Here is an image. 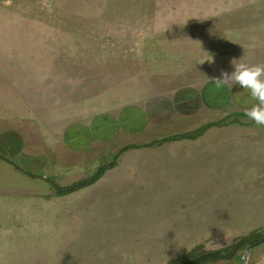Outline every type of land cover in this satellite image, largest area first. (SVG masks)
I'll return each instance as SVG.
<instances>
[{
	"label": "rangeland",
	"instance_id": "rangeland-1",
	"mask_svg": "<svg viewBox=\"0 0 264 264\" xmlns=\"http://www.w3.org/2000/svg\"><path fill=\"white\" fill-rule=\"evenodd\" d=\"M221 2L167 1L177 9L174 21L186 24L168 34L179 39L191 33L192 25L205 31L206 24L227 22L236 34L242 32L237 27L241 18L237 13H233L234 20L229 16L227 20L228 13L222 11L217 17L207 16L217 11ZM160 3L164 2L0 0V66L6 71L0 74V115L9 117L7 122L19 115L14 107L16 92H22L27 104L30 100L26 95L32 93L39 100L34 105L46 107L53 100V87L60 94L69 90L71 99L60 103L65 106L53 101L41 118L44 125L35 126L37 133L50 134L53 128L45 124L52 117L62 113L63 120H71L74 115L84 118L102 109L104 90H113L106 100L117 102L120 94L127 96L131 81L125 83L122 76L128 62L127 48L144 38L150 44L158 34L111 32L108 29L117 27L109 25L112 20L123 24L150 17L164 23V16L153 10ZM87 5L92 9L86 11L94 15L103 8L109 13L102 19L78 15L79 8ZM143 6L146 10H142ZM116 9L125 13L116 14ZM192 17L196 24L191 23ZM199 35L203 37L200 43L212 42L210 36ZM213 64H219V60H213ZM15 68L20 73H15ZM10 74L16 76L15 81ZM63 76L70 85L65 90ZM156 76L149 75L148 93L145 90L143 96L129 95L130 100L134 98V106L141 108L154 94L177 87L175 81ZM9 79L15 83L16 91ZM80 96H86L88 101ZM140 108L132 119L141 118L143 122L139 120L134 130L122 127L125 111L108 113L112 122L104 120V112L94 113L98 146L88 156L77 151L70 154L75 159L81 156L82 161L81 168L70 177L33 179L12 162L0 160V264H184L183 256L193 249L221 252L216 262L204 264H228L234 248L243 245L240 248L245 249L264 239V129L250 124L232 128L230 138L234 143L230 144L222 138L223 131L211 130L202 139L119 153L130 143L190 130L188 123L177 119L173 125L158 127L162 129L157 132L151 126L146 129L150 137L146 136L139 127L145 122ZM88 110L91 111L87 113ZM27 118L30 124L33 117ZM37 121L35 118L34 123ZM115 135L118 140H113ZM115 154H119L117 166L107 171L105 179L95 187L55 195L54 183L66 186L88 178ZM9 158L15 162L14 156ZM245 264H264V243L250 249Z\"/></svg>",
	"mask_w": 264,
	"mask_h": 264
},
{
	"label": "crops",
	"instance_id": "crops-1",
	"mask_svg": "<svg viewBox=\"0 0 264 264\" xmlns=\"http://www.w3.org/2000/svg\"><path fill=\"white\" fill-rule=\"evenodd\" d=\"M156 1L164 2L162 4L160 3L153 10L158 11L161 16L163 15L166 22L159 23L155 17L153 19L150 17L151 19L149 20H140L137 22L133 20L128 23L123 22V24H117L115 20H112L111 22L113 24L109 25L117 27L108 29L111 32L158 34L154 35L150 44L144 38L139 41V44L133 43L127 48L126 60L128 62L126 70L122 74L124 77L123 80H126L125 83L131 81L130 91L128 90L127 96L120 94L119 96L122 95V97L117 102L106 100L109 98L108 93L113 90H104L105 99L103 100L104 102H101L102 109H96L94 111L88 110L87 113L91 111L93 114L84 118H78L74 115V118H71V120H63L65 115L61 113L60 117H52V121L45 124L52 126L51 128L53 130L50 134L48 132L39 134L35 131V126H39L38 128H40L41 125H44L41 118L45 111L50 109L54 102L60 104L65 99L67 101L71 99L69 90L67 93L60 94L54 91L56 89L53 87V100L49 104H46V107L34 105L39 100L38 96H33L32 93L30 94L28 92L29 94L26 95L29 96L28 100L31 102L27 104L24 103V99L22 100V92H16V103L14 107L19 115L11 122H7L9 117L6 115L5 117L0 115V155L12 162L16 168L20 167L29 178L47 180L46 178L48 177H56L57 179V177L61 178L64 175L63 178L72 176V174L81 168L82 161L80 162L79 159L81 156L75 159L70 158V154L77 151L79 154L82 152L84 156H88L93 154L94 151L92 150L98 146V120H93L97 118L94 113L101 111L102 114L104 112V120L111 119L112 122V116L110 115L112 112L121 114L125 111L124 114H127L125 116L126 121L122 122L124 125L122 127L127 129L132 128L131 130L135 129L136 123L143 122L141 118H138L136 121L132 119V115L134 113L137 114L138 108L140 107L134 106V98L130 100L129 95L133 96L139 93L140 96H143L145 95V90L148 93L151 82L149 80L150 74L157 75V78L165 77L167 81H175L177 87L168 89L164 94H154L152 96L153 98L146 100V103L143 102L140 112L144 111L146 116L144 114L145 122L143 127H139L142 128L140 131H144L146 136L148 135L150 137L146 129H149L151 126L157 132L164 127V124H167V126L173 125L174 120L182 119L189 125L190 130L188 132L206 126L207 124H220L219 126L209 127L200 137L194 140L202 139L211 130L214 132L223 131L225 135L222 133V138H227L230 144L234 143V140L230 138L231 134L234 133L231 130L232 128L245 127L248 126L247 124L256 125L254 121L244 115V110L251 108L257 101L253 100L250 94L239 85H233L232 87L225 85L217 88L210 79L220 77L222 70L231 73L234 70L231 63L233 59L247 64H264V0H221L222 2L218 4L219 9L217 11L211 15L207 13V16L214 15L217 17L216 14L220 11L226 12L228 13L225 15L227 20L230 18L234 20L233 13H237L241 17L237 23V27L242 30L238 34H236L237 31L235 29L233 31L230 29L232 26H228L227 22L224 24H206L208 30L206 29L205 31L200 28L197 29V26L192 25L194 27L190 29L192 30L191 33L179 39L175 38V34L171 35L168 32L170 30L173 32L179 31L181 29L180 27L186 25L185 22H180L181 20L179 23L174 21V15L177 9L172 5L176 1L183 0H170L173 3L168 4L166 2L169 0ZM79 9L81 12L80 14L78 12V15L85 17H98L102 19V17L104 18L109 13L106 11L107 8H103L98 14L94 15L93 11H86L92 9L88 5L85 7L81 6ZM142 10H146V6H143ZM129 11L131 10H127L126 12ZM238 11H241V14ZM123 13L125 12H120L116 9V14ZM194 17L191 20L192 24H196V20L193 19ZM150 23H153V25ZM101 25L103 24L98 26ZM106 25H108L107 22ZM241 26L246 27L245 30ZM149 27L152 28L150 29ZM99 29L102 30L101 28ZM202 33L210 36L212 42L207 44L200 43L203 37L199 34ZM155 37H158V41L155 40ZM211 57L212 62L205 63V60H211ZM153 58H160V60H153ZM213 60H219V64H213ZM1 68L0 66V74H6V71L4 69L1 70ZM14 71L15 73H20V71L17 72L16 68ZM136 71L137 73H135ZM5 74L4 79H6L7 85V76ZM10 76L13 79L15 78L14 81L16 80L14 74H10ZM63 78L62 89L65 90L70 85L65 83L64 76ZM8 81L11 82L10 85L15 84L12 79ZM180 81L181 83H177ZM145 82H147V85H145ZM8 86H5L6 90L9 89ZM14 86L12 87L14 88ZM115 90L117 91L118 89L115 88ZM58 97L62 100L56 101ZM80 98L83 101H88L86 100V96H80ZM60 105L65 106V104ZM128 107H130V110ZM133 107L137 111L135 109L133 110ZM75 111L73 113H76ZM145 111L148 112L146 113ZM29 115L33 117V121H30V124L27 118ZM35 118L38 119L36 123H34ZM139 120L141 121L139 122ZM158 127L162 128L159 129ZM261 128L264 129V126H261ZM176 132L179 134L178 130ZM181 133H184V131ZM116 135L113 137V140H118ZM167 135L171 134H166L163 138ZM187 140L189 139L170 141L169 143ZM112 141L106 143H112ZM46 142L48 145H46ZM150 142L151 139L144 142L140 141L137 144ZM15 146L18 147L16 148ZM153 146L133 148V150ZM10 156L15 157V162L9 158ZM0 160L4 162L5 159L0 158ZM109 170L113 171V168ZM107 171L98 181L105 179ZM30 173L33 176H30ZM98 181L81 189V191L95 187Z\"/></svg>",
	"mask_w": 264,
	"mask_h": 264
},
{
	"label": "trees",
	"instance_id": "trees-1",
	"mask_svg": "<svg viewBox=\"0 0 264 264\" xmlns=\"http://www.w3.org/2000/svg\"><path fill=\"white\" fill-rule=\"evenodd\" d=\"M219 125L220 124H207L206 126L198 128V129L191 131V132H184V133H179V134L167 135L165 138H162L160 140H153L150 143H146V144H129V145L122 147L120 149L119 153L124 152L128 149L148 147V146L157 145V144H160L163 142H170V141H176V140H182V139L194 140V139L200 137L209 127L219 126ZM118 155L119 154H115L113 159L110 162H108L107 164L100 165L96 169L94 174H92L88 178L78 180V181L73 182V183L66 185V186H61L59 184L54 183L53 186L55 189V195H57V196L70 195L72 193H75L81 189H84V188L94 184L96 181H98L105 174V172L107 170L115 167ZM0 157H3V159L9 161L4 156L0 155ZM29 175L33 176L31 173ZM46 179L48 181H51L50 178H46ZM240 246H238V248H234L233 251L229 254L230 255L229 256L230 261L228 262V264L236 263V262H238V260H239V262L242 261V253H243L244 248H240ZM237 252H240V254H241V255L239 254V257H235ZM220 253L221 252H219V251L211 252V251L193 249L190 251V253L184 255L182 260L184 261V264H204L205 262H210V261L216 262L217 261L216 257H219Z\"/></svg>",
	"mask_w": 264,
	"mask_h": 264
},
{
	"label": "clouds",
	"instance_id": "clouds-1",
	"mask_svg": "<svg viewBox=\"0 0 264 264\" xmlns=\"http://www.w3.org/2000/svg\"><path fill=\"white\" fill-rule=\"evenodd\" d=\"M208 61L211 63L212 57ZM231 63L234 67L231 73L222 70L220 77L210 80L217 88L239 85L247 91L257 103L245 109L244 115L257 126H264V64H247L235 59Z\"/></svg>",
	"mask_w": 264,
	"mask_h": 264
},
{
	"label": "water",
	"instance_id": "water-1",
	"mask_svg": "<svg viewBox=\"0 0 264 264\" xmlns=\"http://www.w3.org/2000/svg\"><path fill=\"white\" fill-rule=\"evenodd\" d=\"M260 243H264V239H263V240H259V241H257L255 244L249 245V246H247V247L244 249L243 254H242V262H241V264H245V260H246L247 254H248V252L250 251V249H251L252 247H254L255 245H258V244H260Z\"/></svg>",
	"mask_w": 264,
	"mask_h": 264
}]
</instances>
